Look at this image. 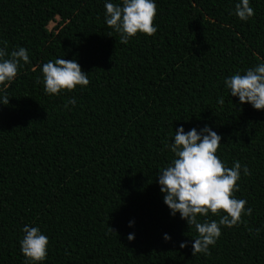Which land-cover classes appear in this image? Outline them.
<instances>
[{"label":"trees","instance_id":"trees-1","mask_svg":"<svg viewBox=\"0 0 264 264\" xmlns=\"http://www.w3.org/2000/svg\"><path fill=\"white\" fill-rule=\"evenodd\" d=\"M235 3L156 0V33L124 44L104 0H0V48L29 55L0 104V264H25L24 224L49 238L42 264H264V109L224 86L264 62V0L247 21ZM58 57L88 85L46 94L40 66ZM205 124L228 167L247 165L234 195L252 212L192 255L195 228L169 214L157 178L175 129Z\"/></svg>","mask_w":264,"mask_h":264},{"label":"clouds","instance_id":"clouds-1","mask_svg":"<svg viewBox=\"0 0 264 264\" xmlns=\"http://www.w3.org/2000/svg\"><path fill=\"white\" fill-rule=\"evenodd\" d=\"M105 23L119 34L121 43L138 32L146 36L156 33L153 23L156 16V0H121L114 4L104 0ZM230 14H233L230 12ZM234 14L241 21H247L254 15L250 0H236ZM8 56V58H5ZM29 63L28 51L17 47L7 53L0 48V104H7L9 96L6 89L13 82L18 70ZM43 76L44 92L48 95H59L61 91H71L77 86L86 87L88 76L80 65L72 59L62 57L49 60L40 66ZM224 86L229 95L238 98V103L247 102L256 110L264 109V62L243 71L227 76ZM218 103H223L219 98ZM70 98L68 104H74ZM221 136L207 124L199 130L191 128L184 131L178 126L165 147L173 154L170 162L158 169L157 183L162 194V201L169 209V214L186 221L195 228L196 236L191 242L192 255L209 253V246L214 245L221 235V226L232 227L242 222V216L251 215V207H245V199L234 195L239 188L237 181L241 172L249 175L247 165L233 161L228 167L216 154ZM209 215L219 219H209ZM133 221H129L131 226ZM22 239L19 250L25 258V264H42L47 255L48 237L37 226L24 224L21 229ZM129 241L134 233H128ZM166 242L171 238L165 233ZM188 241H181L180 248Z\"/></svg>","mask_w":264,"mask_h":264},{"label":"rangeland","instance_id":"rangeland-1","mask_svg":"<svg viewBox=\"0 0 264 264\" xmlns=\"http://www.w3.org/2000/svg\"><path fill=\"white\" fill-rule=\"evenodd\" d=\"M57 20H58V18H57ZM55 24H56L55 22H50L48 24L47 28L51 30V29H53V27L55 26Z\"/></svg>","mask_w":264,"mask_h":264}]
</instances>
